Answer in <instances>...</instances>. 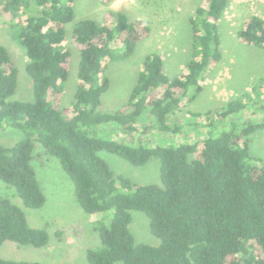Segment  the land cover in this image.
Here are the masks:
<instances>
[{
	"label": "trees",
	"instance_id": "1",
	"mask_svg": "<svg viewBox=\"0 0 264 264\" xmlns=\"http://www.w3.org/2000/svg\"><path fill=\"white\" fill-rule=\"evenodd\" d=\"M30 1L39 13L15 17L11 27L27 57L31 101L14 98L18 69L0 43V135L11 129L24 135L16 142L0 141V180L15 189L25 207L38 208L46 196L32 160L43 154L56 157L81 209L101 216L93 227L100 247L86 250L88 264H264V160L248 146L249 136L264 130V93L251 88L218 111L187 110L188 118L171 120L196 100L203 75L222 60L218 23L229 0H202L189 16L193 58L184 73L169 78L163 57L149 53L128 101L113 112L99 111L110 88L107 63L130 57L149 36L150 22L113 9L106 11L104 24L79 20L71 35L79 51L77 82L73 100L63 105L72 62L63 42L74 0H0V5L3 13H16ZM238 36L264 49V17L251 14ZM250 105L261 120L232 118ZM144 112L148 120H140ZM198 126L203 127L200 142L149 145L142 140L154 131L178 134ZM117 129L125 140L105 133ZM37 144L42 151H35ZM103 150L136 166L158 158L162 185L116 176L99 155ZM133 210L146 214L158 245L135 241L129 227ZM7 241L42 248L49 235L31 227L23 209L0 196V249ZM0 264L42 263L0 255Z\"/></svg>",
	"mask_w": 264,
	"mask_h": 264
},
{
	"label": "rangeland",
	"instance_id": "2",
	"mask_svg": "<svg viewBox=\"0 0 264 264\" xmlns=\"http://www.w3.org/2000/svg\"><path fill=\"white\" fill-rule=\"evenodd\" d=\"M201 2L202 0H111L107 3L103 0H74L73 19L66 25V40L63 42V45L71 52L72 62L68 80L64 85L62 104L69 105L73 100V89L77 82L79 51L72 43L71 35L79 20L90 18L104 24L106 11L113 9L125 12L131 20L146 19L150 22L149 36L137 44L130 57L107 63L106 74L110 79V88L102 95L99 111L113 112L128 101L138 73L142 69L143 60L149 53L157 52L163 57V70L169 78L177 77L185 72L186 63L193 58L189 16ZM38 13L39 8L34 1L29 2L28 8L23 7L16 13L13 11L3 13L0 5V43L8 49L18 69V83L14 98L22 101L32 100V82L25 71L27 57L18 42L17 33L14 32L16 28L13 30L11 25L15 17L25 18ZM251 14L264 17V0H229L218 23L222 60L210 67L203 75L201 80L203 90L196 100L175 112L171 116L172 121L188 118L187 110L218 111L229 100L250 92L251 88L256 87L264 93V49L245 44L238 36V31L243 28ZM114 49L117 50L116 47ZM246 108L232 118L234 120L262 119L260 112L253 105ZM142 119H147V112L142 114L140 120ZM106 127L111 129L114 126ZM224 128L223 123L220 129ZM202 131L201 126L191 129L190 132L183 130V133L178 134H158L154 131L142 136V140L144 139L149 145L179 144L185 141L194 142L197 139L200 142ZM105 133L110 138L125 140L118 129L112 133ZM23 137L21 131L11 129L0 135V141L11 143ZM248 146L251 154L264 160V130L251 134ZM200 148L201 144H199ZM35 151H42L40 144L36 145ZM99 155L107 161L116 176H124L135 184L162 185L159 172L160 161L156 157L142 166H136L108 151H100ZM32 165L46 196L45 203L38 208L25 207L15 189L0 180V196L7 197L20 206L31 227L44 229L49 235L48 244L42 248H35L36 251L31 252L32 257L42 264H88L86 250L100 247L98 234L93 227L101 216L88 214L81 209L75 200L74 184L56 157L43 154L33 159ZM131 215L132 221L129 227L135 241L158 245L160 240L150 231L146 214L133 210ZM15 254L14 250H10L8 256L2 254V257L13 258Z\"/></svg>",
	"mask_w": 264,
	"mask_h": 264
},
{
	"label": "crops",
	"instance_id": "3",
	"mask_svg": "<svg viewBox=\"0 0 264 264\" xmlns=\"http://www.w3.org/2000/svg\"><path fill=\"white\" fill-rule=\"evenodd\" d=\"M20 247L21 246H19L16 243L7 241V242H5L4 246L1 247L0 252L4 256H8L9 251L14 250L16 252L14 257L13 258L7 257V259L35 261V257H32V255H31V252L36 251L35 247H31V246H25V247H21V248ZM2 254H1V256H2Z\"/></svg>",
	"mask_w": 264,
	"mask_h": 264
}]
</instances>
